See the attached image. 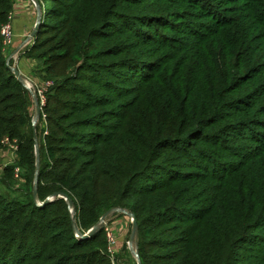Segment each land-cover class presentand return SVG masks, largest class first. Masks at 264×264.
I'll use <instances>...</instances> for the list:
<instances>
[{
  "label": "trees",
  "instance_id": "obj_1",
  "mask_svg": "<svg viewBox=\"0 0 264 264\" xmlns=\"http://www.w3.org/2000/svg\"><path fill=\"white\" fill-rule=\"evenodd\" d=\"M116 1L96 0L95 20L98 22L89 29L88 35L95 36L99 27L107 26L111 17L120 14ZM184 1L206 8L204 3L200 4L205 0ZM48 2H54L55 6L61 0ZM13 6V0H0V30ZM46 10L50 11L51 18L46 31L55 37L47 40L41 36L42 42L32 50L39 52L57 41H64L62 48H65L79 41L80 35L72 32L74 17L70 12L64 13L58 8ZM228 14L233 16L228 18ZM223 19L219 34L222 45L228 46L227 58L242 61L241 66L247 74L256 68L264 69V0H243L242 5L223 10ZM161 20L159 16H138L136 19L139 24L150 25L148 28L153 31L162 27L159 24L163 23H158ZM248 22L246 27L253 24L259 30L260 43L257 42L253 50H249L248 35L242 28L243 23ZM187 25L173 27L167 23L162 28L166 27L170 33L182 28L183 34L191 23ZM39 28L40 23H37ZM138 32L137 37L152 41L148 31ZM197 35L200 39L205 37L204 33ZM56 50L53 46L40 53L41 57L48 58V54ZM29 54L28 51L26 58H31ZM40 54L32 58L38 59ZM110 55L112 53L107 56ZM200 56L207 74L220 80L221 71L216 66L211 43L203 47ZM6 58L0 35V151L5 148V142L16 148V166H5L3 177L7 184L19 181L21 187L17 194L25 197L8 201L0 195V264L10 259H14L12 264H110L104 227L100 225L107 213L111 218L134 216L140 264H264V255L247 259L238 252L264 222V153L247 160L253 170L247 171L248 165L231 196L218 198L213 207L186 213L187 206L192 203L189 194L196 184L189 189L184 184L190 180L197 182L206 169L202 167L199 174L189 172L186 175L179 169L184 161L193 157L207 158L208 151H203L198 143L212 136L206 128L216 124L222 110L219 103L207 104V109L201 108L198 114L191 115L197 109L189 108V95L183 100L176 97V81H169L165 87L157 81L153 85L151 104L145 108V114L134 121L135 126L127 129L124 123L119 132L121 126L116 124L102 133L71 135L77 147L63 148L58 146L60 140H64L59 134H66L67 129L60 127L59 120L73 117L76 127L92 125L96 114L90 109L95 108L96 102L91 99L75 101L76 107L64 103L74 111L60 114L57 108L63 103L53 92L70 94L68 90L73 85L60 89L62 81L55 82L46 93V104L34 124L31 96L14 76ZM226 62L224 57L222 63ZM185 67L187 71L191 69L187 64ZM140 76L146 81L153 79ZM227 80L230 87L238 83L237 75L232 73ZM110 84L106 79L103 87L112 92ZM257 84L260 89L254 91L253 96L263 100L255 104L264 109V79ZM211 88L214 87L211 85ZM239 104L242 103L239 101ZM167 106L172 108L167 109ZM45 122L53 127L48 125L49 131L42 135L38 160L35 141L38 134L44 133L40 125ZM167 152L176 154L179 161L165 158ZM210 164L207 158V165ZM15 167L20 169L17 180L13 173ZM62 196L67 197L71 205ZM70 207L74 209V218ZM169 222L178 224L172 229L177 232L172 237L168 236L170 229L163 227ZM94 229L97 231L91 237L82 238Z\"/></svg>",
  "mask_w": 264,
  "mask_h": 264
},
{
  "label": "rangeland",
  "instance_id": "obj_2",
  "mask_svg": "<svg viewBox=\"0 0 264 264\" xmlns=\"http://www.w3.org/2000/svg\"><path fill=\"white\" fill-rule=\"evenodd\" d=\"M19 1L13 0L14 4ZM22 1L25 2V14H28V16L24 15L23 19L29 18L31 26L28 33L30 37L22 49V56L26 58L29 51L31 58L24 59L20 65L15 67L11 46L3 48V51L7 57V63H10L11 70L18 72L25 70V73L19 78L32 99V122L34 124L37 122L35 103L40 102L37 100L39 98L37 92L45 90L48 93L55 82L62 81L60 89L73 85L68 90L71 91L70 94L60 95L59 92H53L63 103L57 108V112L60 114L73 113L74 111L64 103L76 107L75 101L91 99L96 102L95 108L90 109L92 114H96L92 125L76 127L73 117L63 121L59 120L58 124L60 127H65L67 133L59 134V138L62 137L64 140H60L58 146L70 149L77 147L74 140L71 139V135L86 132L102 133L116 124L121 126L119 132H122L124 123L127 124V129H130L135 126L134 121L143 116L145 108L151 104L153 85L159 81L165 87L169 81L175 80L176 97L183 100L189 95V108L197 109L192 111L191 115L198 114L201 108L207 109V104L219 103L222 108L216 124H209V127L206 128V131L212 136L208 140L203 138L198 143L203 151H208L207 158L209 161L211 160L210 166L207 165L206 157L196 156L184 161V165L179 169L183 175L189 172L199 174L202 167L206 169L201 172L202 176L197 178V182L190 180L184 184L188 189L196 184L189 194L192 196L190 200L192 203L187 206L186 213H196L204 207H213L218 198H226L234 193L241 181L239 178L248 165L250 167L247 171L251 169V163L247 160L264 153V109L258 105L262 103L263 99L258 100L257 96H253L254 91L260 89L257 82L264 79V69L256 68L250 74L245 73L246 71L241 66L242 61L235 62L232 58H227L228 46L225 48L222 45L219 34V28L224 20L223 10L242 5L243 0L239 2L237 0L200 1V4L204 3V7H206L204 9L184 0H120L119 2L117 0L116 4H119L117 12L120 14L111 17L107 26L99 27L95 36L88 35V32L98 22L95 20L98 12L96 0H61V3L55 6L54 2H48L50 0ZM233 1L238 4H231ZM49 8H58L64 13L70 12L74 17L72 32H76L81 38L79 39L78 36L77 40L79 41L70 43L69 47L62 48L65 42L57 41L37 52L32 49L42 42L41 36L47 40L55 37L52 32L46 31L51 18L48 15L50 11H44V9ZM12 15L11 22L15 16L13 13ZM211 15H215V17L212 18ZM138 16H159L162 18V22L158 23H163L159 24L162 27L167 23H171L173 27H187V24L190 23L191 25L184 30L183 34L182 28H177L171 33L167 31L166 27L153 31L152 28H148V26L151 27L150 25L139 24L136 21ZM232 16V14H228V18ZM37 23H40L41 26L39 30L35 28ZM246 24L250 23H243L242 28L248 35L249 50H253L256 43H260V39L257 38L259 30L253 24L247 27ZM140 30L148 31L152 41L137 37L136 34ZM33 31L35 32L31 36ZM198 32L199 34L204 33L205 37L200 39L197 35ZM38 33L40 36L37 37ZM158 33L161 35H156ZM167 40L170 42L168 43ZM57 43L59 45H56ZM210 43L215 54L216 66L221 71L220 80L217 77L212 79L202 66L201 51ZM53 46L57 50L49 53L48 58H42L40 53L48 51ZM37 53L40 54V57L33 59V55ZM109 53L112 55L107 56ZM224 57L227 59L226 64L222 63ZM186 64L191 66L189 71L185 67ZM86 65L87 67L90 65V67L87 68ZM254 65L256 64L254 63ZM185 73L187 76H184ZM231 73L237 75L238 78V83L236 82L237 84H234L233 87H230L227 80ZM140 75L153 79L146 81ZM106 79L111 82L109 87L112 88V92L103 87ZM47 83L51 86L44 89V85ZM211 85L214 87L213 90ZM208 89L212 91H207ZM45 99V95L42 99L40 98L46 104ZM239 101L242 104H239ZM256 102L258 104H255ZM250 104H255V106H250ZM232 105L233 108H231ZM171 108L172 106H167V109ZM48 125L53 127L48 122L40 125V129L44 133L38 134L35 141L38 160L40 157L39 145L43 138L42 135L44 136L49 131L46 129ZM225 130L226 132H224ZM222 143L226 145L225 148L221 145ZM164 157L179 161L176 154L172 152L165 153ZM10 165L16 166L14 150L11 145H6L3 151H0V195L8 201L18 198L25 199L23 195L17 194L21 187L19 181L7 184V180H4V167ZM70 213L74 218L73 207H70ZM110 219L112 221L108 222ZM118 219L123 221V232L120 233V236L114 229L118 225ZM176 225H178L176 222H169L163 226L170 229L169 237L177 233L176 230H172ZM101 226L104 229L109 228L115 235L112 252L107 250L109 263L137 264V231L133 237L131 214L119 218L107 216L101 222ZM240 248L238 249L239 255L247 259L264 255V222L255 232V236L242 244ZM13 261L14 259L7 260L6 264H12Z\"/></svg>",
  "mask_w": 264,
  "mask_h": 264
},
{
  "label": "crops",
  "instance_id": "obj_3",
  "mask_svg": "<svg viewBox=\"0 0 264 264\" xmlns=\"http://www.w3.org/2000/svg\"><path fill=\"white\" fill-rule=\"evenodd\" d=\"M12 13L15 15L12 22V45L10 47L13 58H14V66L20 65V63L26 58L22 56V49L26 45L28 37L29 30H30V20L27 17L28 14H25V2L20 0L19 3L14 4ZM24 15H27L26 17L28 19L24 20ZM11 55V56H12ZM11 59V57H9ZM20 77L21 75L25 73V70H19ZM118 225L114 227L115 231L117 232L118 236H120V233L122 231V224L123 221L118 219L117 220ZM116 223V222H115Z\"/></svg>",
  "mask_w": 264,
  "mask_h": 264
},
{
  "label": "built area",
  "instance_id": "obj_4",
  "mask_svg": "<svg viewBox=\"0 0 264 264\" xmlns=\"http://www.w3.org/2000/svg\"><path fill=\"white\" fill-rule=\"evenodd\" d=\"M12 12L8 15V18H7V22L1 27V30H0V35L2 37V44H3V48L5 47H10L12 45V38H13V35H12V25H11V20H12ZM51 86V84L47 83L44 85V89H47ZM46 92L45 90H39L37 93H38V96L39 98H37V100H39L40 102L38 103H35V106L36 104L38 105V108H39V114L42 112V108L45 106V102H43V100H40V98L42 99L43 96L45 95L46 96ZM35 93V91L33 92V94ZM46 100V99H45ZM39 116V115H38ZM37 116V117H38ZM5 145H11V144H8L7 142H5ZM13 150H15V146L14 145H11ZM20 169L18 167H15L14 168V178L17 180L18 179V175L20 173L19 171ZM19 171V173H18ZM104 232H105V237H106V241H107V250L108 252H112V248L114 247L115 245V235L112 233V231L109 229V228H105L104 229Z\"/></svg>",
  "mask_w": 264,
  "mask_h": 264
},
{
  "label": "water",
  "instance_id": "obj_5",
  "mask_svg": "<svg viewBox=\"0 0 264 264\" xmlns=\"http://www.w3.org/2000/svg\"><path fill=\"white\" fill-rule=\"evenodd\" d=\"M35 28H37V25H36ZM34 32H35V31L32 32L31 36L34 34ZM12 71H13V73H14V76H15L17 79H19V81H20L21 78H19V77H20L19 72H18L17 70H12ZM35 112H36V113H35V118H37V116L39 115V108H38V105H37V104H36V106H35ZM34 120H35V119H34ZM35 143H36V142H35ZM58 196H59V195H58ZM62 198L65 199V201H66V203H67L68 205H71V201H70L67 197L62 196ZM109 214H110V213H107L104 217L101 218V220H100V225H101V222H103V220H104ZM131 219H132V224H133V226H132V236L134 237V234H135V231H136V223H135V220H134V216H133L132 214H131ZM96 231H97V229H94V230L88 232L87 234H85L82 238L87 239V238L91 237ZM133 237L131 238V242H132V240H133ZM137 264H140L139 261H138V258H137Z\"/></svg>",
  "mask_w": 264,
  "mask_h": 264
}]
</instances>
